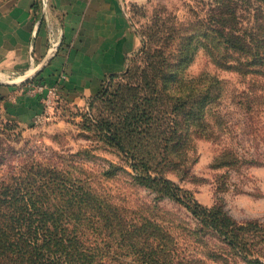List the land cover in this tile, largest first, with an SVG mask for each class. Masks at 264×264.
Returning a JSON list of instances; mask_svg holds the SVG:
<instances>
[{
    "label": "rangeland",
    "instance_id": "1",
    "mask_svg": "<svg viewBox=\"0 0 264 264\" xmlns=\"http://www.w3.org/2000/svg\"><path fill=\"white\" fill-rule=\"evenodd\" d=\"M215 2L128 1L124 8L137 45L125 72L107 78L97 94L78 104L53 97L51 109H45L38 98L42 110L27 123L0 114V177L26 157L54 163L74 177L88 178L95 191L118 204L159 207L167 213L165 222L183 237L181 228L195 227V218L173 199L155 201L149 190L133 185L129 165L139 170L142 163L202 207L221 203L235 222L257 225L250 237L252 244L256 239L260 243L251 247V253L258 251L254 255L264 261V107L257 106L252 116L246 114L237 103L241 92L258 78L216 67L208 49L202 48L200 23ZM201 75L222 82L220 98L206 110L213 127L208 132L211 139L193 137L187 147L176 149L168 141L175 139L169 130L174 117L170 102L188 97L180 83ZM165 124L168 128H163ZM225 150L236 155V164L216 167L214 159ZM207 239L208 246L218 242L213 236ZM235 261L244 264L240 258Z\"/></svg>",
    "mask_w": 264,
    "mask_h": 264
},
{
    "label": "trees",
    "instance_id": "2",
    "mask_svg": "<svg viewBox=\"0 0 264 264\" xmlns=\"http://www.w3.org/2000/svg\"><path fill=\"white\" fill-rule=\"evenodd\" d=\"M204 20L202 48L208 49L215 66L258 78L241 92L237 103L252 116L257 106L264 107V0H216ZM180 85L189 96L170 102L174 117L169 130L175 139L168 141L176 149L187 147L193 137L211 139L208 132L213 127L206 110L222 94V82L209 75ZM214 162L216 167H232L237 159L225 150ZM140 166L137 170L129 165L134 186L149 190L155 201L170 198L192 213L196 226L180 227L183 237H177L159 207L118 204L95 191L88 178L26 157L0 177V264H239L235 258L244 264H264L254 255L258 251L251 253V247L260 243L256 239L252 244L250 237L257 225L235 222L221 203L202 207L161 173ZM210 236L218 241L212 246Z\"/></svg>",
    "mask_w": 264,
    "mask_h": 264
},
{
    "label": "crops",
    "instance_id": "3",
    "mask_svg": "<svg viewBox=\"0 0 264 264\" xmlns=\"http://www.w3.org/2000/svg\"><path fill=\"white\" fill-rule=\"evenodd\" d=\"M128 1L0 0V114L27 123L41 112L28 89L31 81L17 85L37 69L33 83L58 85L61 100L71 104L125 72L137 45L124 8Z\"/></svg>",
    "mask_w": 264,
    "mask_h": 264
},
{
    "label": "built area",
    "instance_id": "4",
    "mask_svg": "<svg viewBox=\"0 0 264 264\" xmlns=\"http://www.w3.org/2000/svg\"><path fill=\"white\" fill-rule=\"evenodd\" d=\"M28 89L35 95L38 96V98H40V100L43 102L44 104V108L45 109H51L52 107V98L53 97H61L60 96V90H58L57 87L55 86H47L41 82H36L33 83L30 82ZM45 119V117H44Z\"/></svg>",
    "mask_w": 264,
    "mask_h": 264
},
{
    "label": "water",
    "instance_id": "5",
    "mask_svg": "<svg viewBox=\"0 0 264 264\" xmlns=\"http://www.w3.org/2000/svg\"><path fill=\"white\" fill-rule=\"evenodd\" d=\"M50 53H51V52H50ZM51 54H52V53H51ZM51 54H49V55H51ZM46 61H47V60H46ZM46 61H44L43 64H46ZM38 70H39V69H37V71H36L35 75H33V77H31V78L28 79L27 81H23V82L26 83V82L32 81V80L34 79V77L36 76Z\"/></svg>",
    "mask_w": 264,
    "mask_h": 264
}]
</instances>
